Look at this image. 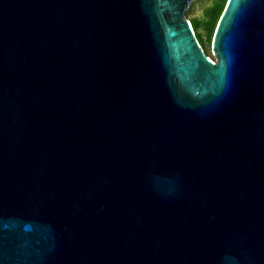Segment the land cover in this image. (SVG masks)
<instances>
[{
	"label": "water",
	"instance_id": "95a60500",
	"mask_svg": "<svg viewBox=\"0 0 264 264\" xmlns=\"http://www.w3.org/2000/svg\"><path fill=\"white\" fill-rule=\"evenodd\" d=\"M0 0V264H264V0Z\"/></svg>",
	"mask_w": 264,
	"mask_h": 264
},
{
	"label": "trees",
	"instance_id": "16d2710c",
	"mask_svg": "<svg viewBox=\"0 0 264 264\" xmlns=\"http://www.w3.org/2000/svg\"><path fill=\"white\" fill-rule=\"evenodd\" d=\"M226 3L227 0H213L200 16L188 17L200 46L209 56L213 36Z\"/></svg>",
	"mask_w": 264,
	"mask_h": 264
},
{
	"label": "rangeland",
	"instance_id": "374dc122",
	"mask_svg": "<svg viewBox=\"0 0 264 264\" xmlns=\"http://www.w3.org/2000/svg\"><path fill=\"white\" fill-rule=\"evenodd\" d=\"M213 0H195L191 3L188 10L186 11V16L188 17H198L203 13L205 7L210 5ZM210 57L212 58V51L210 47Z\"/></svg>",
	"mask_w": 264,
	"mask_h": 264
}]
</instances>
